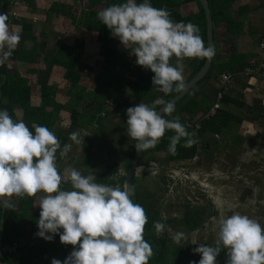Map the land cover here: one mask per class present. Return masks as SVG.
Instances as JSON below:
<instances>
[{
	"label": "clouds",
	"instance_id": "clouds-1",
	"mask_svg": "<svg viewBox=\"0 0 264 264\" xmlns=\"http://www.w3.org/2000/svg\"><path fill=\"white\" fill-rule=\"evenodd\" d=\"M98 19L111 34L136 57V64L150 69L160 93L170 94L185 88V58L216 55L215 46H205L198 25L175 22L164 8L151 0H119L98 13ZM8 16L0 14V65H4L18 46L21 35L10 30ZM175 57V64L171 59ZM163 105V114L154 105ZM173 102L162 99L153 106L140 102L126 109L127 135L142 152L155 148L171 130L168 151L175 155L177 145L196 143V133L189 131L177 116ZM77 144L78 131L69 134ZM71 143L61 142L45 125L33 129L22 119L14 120L7 109H0V209H12L15 200L39 194L40 215L36 236L52 241L56 235L62 244L72 245L70 254L51 264H149L152 245L144 238L148 216L144 207L132 199V188L98 183L93 173L83 174L67 167L61 172L58 158L66 157ZM70 187H63V184ZM157 233L166 225L155 221ZM214 244H199L192 251L199 261L189 264H218L226 253L225 264H264V224L249 215L233 212L218 218L213 226ZM173 241L182 245L186 233L177 231Z\"/></svg>",
	"mask_w": 264,
	"mask_h": 264
},
{
	"label": "crops",
	"instance_id": "crops-1",
	"mask_svg": "<svg viewBox=\"0 0 264 264\" xmlns=\"http://www.w3.org/2000/svg\"><path fill=\"white\" fill-rule=\"evenodd\" d=\"M53 2H63L65 3L63 5L70 7L80 3V0H31L30 3L26 0H0V14H6L10 30H16L21 35V40L12 55L4 65H0V109H7L14 120L22 119L32 129L36 123L30 121L29 117L37 115L35 107L39 106L40 102L39 90L36 92L37 85L39 83L51 85L56 88L54 100L62 106L58 111V118L50 130L57 136L61 134L66 140L65 143H71L74 146L75 143L69 139L71 132L78 131L80 134V131H86L84 129L86 125L88 127L95 126V117H91V114L89 116L92 119L87 116L88 121H84L83 114L87 113V110L99 111L98 115L102 117L110 112H115V110L107 108L106 105H109V101L120 103L123 99H128L131 106L137 105V101L124 87L121 89L122 91L120 90L121 92L104 91L107 94H113L115 98L107 100L108 102L102 101L104 106L101 110H98V105L93 103L91 98H87V94L82 96L77 103L76 100L72 101L73 104L67 103L69 94L64 93L67 91L65 86L69 87V84L63 78L64 70L60 77H54L52 71V67L56 71L61 69V66L53 64V54L60 43L69 46V52H72L75 58L80 61L81 68L94 63L97 71L100 70L103 73L106 68L112 67L114 62L102 60L99 45L92 38H89L91 32L89 33L87 28L81 26L71 28L70 26V30L67 31L60 23L57 24L59 19H66V23L69 24L70 19L68 13H64L65 18L62 17L61 13L57 12L58 7L55 8L52 5ZM198 2L196 0H168L164 9L172 8L183 19L181 22H192L197 25L201 6ZM213 2L219 3L223 13L222 16L212 18V44L215 46L216 55L211 59L203 79H199L197 82L201 81L198 84L196 82V85L193 84L190 87L187 93L181 97L185 96V98L178 100L180 102L176 105L175 111L171 116L166 115V118L171 119L174 113H178L179 119L184 125L197 130L203 123L205 125V119L212 115L216 109L228 113L232 120L221 128L219 133L205 130L200 139H196L195 144L198 153L195 154L189 164L192 165L194 159H198L199 163L202 162V164L209 163L212 171H207L209 172L208 175L203 173L199 167L196 173L199 175L202 173L203 178L208 179L210 173H212L210 176L215 177V172H224L226 178H238L242 186L247 188L251 195L261 196L260 199L263 201L264 54L259 47V42L262 40L264 32V0H214ZM64 11L66 10L64 9ZM172 19L177 22L176 18ZM24 23L31 25L32 32L37 39L32 61L26 60L25 53H29L34 43L25 38L21 30ZM65 30L67 32L63 33ZM113 42L114 47L110 48V51L115 56H122L127 49L118 38L114 39ZM205 46H207V39ZM99 53L100 57H98ZM205 59H203V64ZM200 60L201 58H185L183 72L185 84L201 69L202 66L193 74V70ZM135 61L136 57L134 56L131 59V69H135L137 65ZM170 62L175 64V57ZM118 68H115L114 73L117 72ZM12 71L20 72V75L26 78L27 83L31 86V110L27 112H24L16 102L8 101L6 98L8 74ZM208 71L209 74L207 75ZM84 74L85 78H89V76L92 78V73L86 74L84 72ZM128 75L130 78L133 77L131 74ZM223 75H228L229 79L223 81ZM88 78H86L88 84H86L84 77L80 82L81 85L85 86L87 92L89 90L87 85L90 83ZM157 93L160 99L166 95L158 90ZM52 107L51 104L44 108L49 112H54ZM72 108H75L78 111L76 114L81 116L74 127L70 122ZM90 110L88 113H91ZM120 111L121 109L117 105L116 113L120 114ZM126 129L124 131L129 139ZM144 154L146 163L149 164L148 169L151 168L149 166L153 167L152 164L156 158L159 162H166L164 161V152L154 153L153 161L151 160L152 154L148 150L144 151ZM69 159L70 157L66 160L61 157L58 158L59 169L63 164L67 168L66 163ZM150 161L152 162L150 163ZM219 163L224 165L226 169L230 168V170L220 168ZM255 164L256 167H253ZM29 199L31 204L25 206V202ZM14 203L15 206L12 209H0V264H51L52 258L63 261L72 251L70 249L72 245L62 244L59 235H56L52 241H45L35 235L38 231L37 220L41 211L38 205L39 194L16 199ZM64 246L66 248H63Z\"/></svg>",
	"mask_w": 264,
	"mask_h": 264
},
{
	"label": "trees",
	"instance_id": "trees-1",
	"mask_svg": "<svg viewBox=\"0 0 264 264\" xmlns=\"http://www.w3.org/2000/svg\"><path fill=\"white\" fill-rule=\"evenodd\" d=\"M26 1L29 3L31 2V0ZM81 1L82 0H80V3L77 5H71L67 8L65 5L62 6L63 12L68 13L70 24L74 27L81 26L94 31L95 42L112 49L114 47L113 41L114 39H116V37H114L111 34V31L106 26H104L102 22L98 19V13L103 8L109 6L111 3L119 2V0H85V7H83ZM196 1L198 2V0ZM213 1L214 0H207L212 18L222 16V8L219 7V3L216 4ZM166 2H168V0H151L152 5L157 8H164ZM52 5H54L55 8L60 6L56 2H53ZM64 9L66 11H64ZM166 10L170 13L172 18H176L175 20L177 22H181V20H183L181 16L174 11V9L168 8ZM204 21V12L202 7L200 6L199 15L196 23L200 28V33L205 43L206 39ZM21 30L24 33L25 38L30 41H33L34 43L33 48L29 50V53H25L27 57L26 60L28 59L29 61H32L37 44L36 36L32 32L30 24H22ZM129 51L130 49L126 50L122 54V56H115L112 52L108 53L106 59L108 58L109 60H112L114 62L113 66H115L106 68L102 73V79H96L97 84L102 85L104 91L107 92L108 90L112 92H121V89H124V87H126L129 90V94L134 96V98L136 99L137 104L143 102L149 104L150 106H153V101L159 98V95L157 93L158 89L155 85H153L152 82V77L154 73L150 69H145L143 66H140L138 64L136 65L135 69H131V59L134 56L130 55ZM23 58L25 57L23 56ZM203 59L204 58H201V60L198 61V65L194 68L193 74H195L202 66ZM53 62V64H57L61 67L64 66L63 78L69 84V87L65 92L69 94V100L67 101V103L73 104L72 101L74 102L75 100V102L77 103L80 98L87 93L85 86L80 84L82 77H84L81 74L82 68L80 67V61L75 58L72 52H69V46L60 43L55 53L53 54ZM116 67L119 68L117 69V72L114 73ZM29 70L33 71L31 69ZM127 73L131 74V76L133 77L130 78ZM208 74L209 71L207 72V75ZM199 82H197L196 84H198ZM55 93V87L48 84L39 85L40 102L39 106L35 107L37 115L29 117L30 121L36 123V125H45L49 129L53 127L55 120L58 118L57 113L62 106L60 103H57L54 100ZM176 93L177 92L174 91L173 93L166 94L165 97L162 98V100L166 102L168 98L174 96ZM30 97L31 86L29 83H27V79L22 77L20 75V72L18 71L9 72L6 89V98L8 99V101L16 102L17 105L20 106L24 112H27L31 110ZM184 98L185 96L180 100ZM91 100L93 101V103H96V105H98V110H101L103 108V102L99 103L95 101L94 98H91ZM179 102L180 101L175 103V107L176 105H178ZM51 104L53 105L52 109L54 112H50L48 113V115L44 114L43 108ZM90 104L91 103L89 102V105ZM161 105L154 106L158 109ZM118 106L121 109L120 116L124 118V120H127L126 109L128 107H131V103L128 99H123L122 102L118 103ZM76 112L78 111L75 108L71 109L70 122L72 127L77 125L79 118L81 119V116L79 114H76ZM96 113L99 114V111H96ZM166 115L167 114H165V116ZM177 116L179 117L178 113H174L171 119H174ZM92 117H95V115H93ZM230 120H232V117L228 113L216 109L212 115H209L205 119V125L203 123L199 129L194 130L191 127L189 128V126H185L189 131L196 133L195 139H200L203 131L208 130L213 133H219L221 128L225 127ZM173 134L174 133L171 130L167 131L165 133V137L161 138V141L157 144V146L155 148L148 149V151L152 155L156 152H164V161L173 165L176 164L179 167L186 168L190 165L189 163L191 162L195 154L198 153L197 145L193 144L191 147H184V139H182L180 144L177 145V153L173 155L168 151V137ZM57 137L59 138L61 145L66 142V140H64V136H62L61 134H59ZM135 143L136 141L131 139V142L126 149L125 162L123 165L124 173L128 170L132 162L134 156ZM91 146L92 144L90 142L87 143L86 155L90 156ZM152 155L151 160L153 161L154 155ZM89 156H87V158H89ZM116 165L117 164L115 163L110 166L108 165L104 168V170L102 169V171H99V174H95V176L97 177V182L111 185H119L120 187L124 188V173H119ZM160 166L161 163H158L157 168L159 170V173H161L160 177H163V173L165 172L160 168ZM140 178L141 176H133L131 180V188L133 190L132 199L134 202L140 203L144 207L148 216V222L145 225L144 238L152 245L154 252L153 256L149 261V264H189V262L193 260L199 261L200 254L194 253L192 251L194 249L193 245H183L181 247H177L175 245V242L173 241V238L170 237L167 232L163 231L157 233L154 227V222L162 221L165 225H168L169 227L172 226L176 231L179 230L185 232L189 230H194L201 226L202 223L206 221L205 219L213 214V209L206 210L205 207L189 206V204H186L180 216L171 217L167 220H162L160 216V209L157 205V197L154 193L150 192L149 190L145 188L141 189L139 187L138 182ZM62 186L65 187V185ZM30 204V199L25 202V206H29ZM63 248H66V246H64ZM217 260L218 264H225L226 253L222 251Z\"/></svg>",
	"mask_w": 264,
	"mask_h": 264
},
{
	"label": "rangeland",
	"instance_id": "rangeland-1",
	"mask_svg": "<svg viewBox=\"0 0 264 264\" xmlns=\"http://www.w3.org/2000/svg\"><path fill=\"white\" fill-rule=\"evenodd\" d=\"M63 2L58 3L60 6H58L57 12H60L61 16L65 18V14L62 11V6L63 4H65ZM81 3L83 7H85V0H82ZM65 6L66 8L69 7V5ZM59 23L67 31L70 30V26L71 28L74 27L72 25H69V22V24H67L66 19H59L57 21V24ZM66 30L63 33H66ZM88 31L89 33L91 32V34H89V38H92V40H94L95 32L89 29ZM98 45L99 52L102 54V60L112 61L108 58L105 60L108 53L111 52V49L101 44ZM100 53L98 57H100ZM20 68L23 69L24 67ZM63 70L64 66H62L61 69H58L57 71L52 67L53 76L60 77ZM81 72L84 76L86 84H88L86 79L88 77L85 78L84 72L86 74L92 73V78L91 76H89L88 78L90 80L89 85H87L89 87V90L86 93L88 99L94 98L95 101L100 103L102 101L105 102L107 100L115 98L113 97V94H107L106 92H104V90L102 91V85L97 84V81H95L96 79H102V73L100 70L97 71L94 63L90 64L88 67H82ZM40 84L41 83H39L38 85ZM38 85L36 92L39 90ZM65 87L66 89H68V86ZM118 103L111 102L109 103V105H106L107 108H112L113 110H115V112H110L106 116L101 117L96 113V111L91 112L90 109L89 110L91 113H88L89 110H87V113L83 114V119L85 122H87L88 118H90V114L91 117L95 115V126L88 127V125H86L84 127L86 131H80L79 134V139L81 142L79 144L74 142L75 145L72 146L68 155L66 157H61L64 160L70 157V159L66 163L67 167L77 168L85 175L89 173H93L95 175V173L99 174V171H102V169L104 170L106 166H110L115 163L117 164L116 166L118 168V172L124 173L123 165L125 162V153L128 144L130 143V138L128 139L124 131V129L127 128V124L124 118L119 116L120 114L116 113ZM43 111L44 113L46 112L47 115L48 113H50L46 108H44ZM87 116L89 117L87 118ZM89 142L92 144L90 156L86 155V145ZM87 156H89V158H87ZM85 162L86 164H84ZM151 162L152 161H150V163ZM153 163V167L149 166L151 168H147L148 170L146 171V174H138L139 177L141 176L138 185L141 189L145 188L155 194L158 199L157 205L159 206L160 216L162 220L180 216L186 204H189V206L205 207L206 210L213 209V214L211 216H208L205 219L206 221H204L201 226L194 230L185 231L186 238L182 241V245H193L194 248H196L199 246V244L202 243H206L209 245L214 244L216 238L215 232L213 230L214 224L219 217L223 215H230L233 212H240L242 214L249 215L250 217L257 219L262 224H264V199L262 201L260 199L261 196L255 197L251 195L249 190L242 186V183L238 178H226V173L221 171L217 173L215 172V177L210 176L212 175V173H210L208 179L203 178L202 173H200V175L196 173L198 172V167L203 173L207 175L209 174V172L207 171H212V169L209 167V163H199L198 159H194L193 164L184 169L176 164L173 165L163 161L159 162L158 158H156L155 162ZM158 163H161L160 168L165 172H162L163 177H160L161 173H159V170L157 168ZM63 165L60 166L61 172H63L64 168H66ZM219 166L220 168L227 171L230 170V168L226 169V167L220 163ZM253 167H256V164L253 165ZM176 172L181 176H177ZM183 172L185 174H181ZM63 185H65V187L68 185L67 188L69 187V184L67 183ZM164 231L167 232L170 237H173L174 233L177 232L172 226L169 227L168 225H166ZM175 245L177 247L182 246L177 245L176 243Z\"/></svg>",
	"mask_w": 264,
	"mask_h": 264
},
{
	"label": "water",
	"instance_id": "water-1",
	"mask_svg": "<svg viewBox=\"0 0 264 264\" xmlns=\"http://www.w3.org/2000/svg\"><path fill=\"white\" fill-rule=\"evenodd\" d=\"M198 1L203 9L204 16H205L206 39H207V46H208L209 43L212 44V38H213L212 36V16H211V12H210V8L207 3V0H198ZM210 63H211V60L205 59V62L202 65L201 69L192 78H190L186 82L185 88L179 91L178 93H176L173 97L168 99L166 102L175 103L183 95H185L187 91L190 89V87L204 76ZM157 110L159 111V114H163V105H161ZM147 168H148V165L145 160L144 152H140L135 148L132 162L128 170L124 173V189L131 187V180L133 176H138L139 173H146V171L148 170ZM70 249H73V246Z\"/></svg>",
	"mask_w": 264,
	"mask_h": 264
},
{
	"label": "built area",
	"instance_id": "built-area-1",
	"mask_svg": "<svg viewBox=\"0 0 264 264\" xmlns=\"http://www.w3.org/2000/svg\"><path fill=\"white\" fill-rule=\"evenodd\" d=\"M259 47L260 49L262 50L263 54H264V32L262 34V40L259 42ZM229 79V76L228 75H223L222 76V80L223 81H227ZM112 109V108H110Z\"/></svg>",
	"mask_w": 264,
	"mask_h": 264
},
{
	"label": "flooded vegetation",
	"instance_id": "flooded-vegetation-1",
	"mask_svg": "<svg viewBox=\"0 0 264 264\" xmlns=\"http://www.w3.org/2000/svg\"><path fill=\"white\" fill-rule=\"evenodd\" d=\"M176 174H177V176H180V175H178V173L176 172ZM193 175V174H192Z\"/></svg>",
	"mask_w": 264,
	"mask_h": 264
}]
</instances>
